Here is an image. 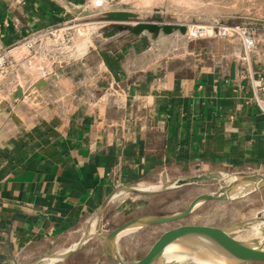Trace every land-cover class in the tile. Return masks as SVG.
I'll list each match as a JSON object with an SVG mask.
<instances>
[{"label": "crops", "instance_id": "obj_1", "mask_svg": "<svg viewBox=\"0 0 264 264\" xmlns=\"http://www.w3.org/2000/svg\"><path fill=\"white\" fill-rule=\"evenodd\" d=\"M120 1L0 0V49ZM241 3L225 22L256 26L246 59L236 38L188 41L176 31L116 32L85 41L80 53L70 40L9 49L0 79V264H114L94 235L68 255L42 258L139 215L110 225L128 192L98 212L117 186L162 173L264 170V0ZM127 236L117 251L138 259L147 248L132 258Z\"/></svg>", "mask_w": 264, "mask_h": 264}, {"label": "water", "instance_id": "obj_2", "mask_svg": "<svg viewBox=\"0 0 264 264\" xmlns=\"http://www.w3.org/2000/svg\"><path fill=\"white\" fill-rule=\"evenodd\" d=\"M134 13L124 10H113L106 12L103 16L110 22H123ZM154 21H138L127 27L131 34L149 32L152 37L159 33L169 34L177 31L185 33L184 24L162 22L158 14H154ZM102 37L114 35L118 28L112 26L109 29L102 28ZM37 86V85H36ZM19 88H17V93ZM219 180L220 184L213 190L195 195L186 206L175 212L166 214H139L127 219L112 229L100 228L92 234H84L72 247L57 255H45V258H58L68 255L76 250L89 237L94 235L102 242L103 253L109 257L114 264H198L195 260L168 261V254L173 249L187 248L189 252L201 254L203 259L209 258V253L221 262L227 264H241L244 262H264V209L257 211L253 216L224 226H210L203 224L181 223L169 227L158 234L152 241L145 253L135 260H128L122 257L116 248V241L121 236L134 232L146 226L171 223L190 215L196 208L208 200H232L242 197L256 189L264 187V170L237 174L229 171H205L194 174H184L167 179L164 173L160 175L156 184L149 188L138 185H121L115 187L99 205L98 212H101L108 201L119 193L129 192L138 195H151L164 190H170L179 186L197 183L207 180ZM256 224V232L259 235L250 239H237L232 235L233 231L241 230ZM203 246L208 252L202 253L197 249L198 245ZM34 264V263H33ZM215 264V263H212Z\"/></svg>", "mask_w": 264, "mask_h": 264}, {"label": "rangeland", "instance_id": "obj_3", "mask_svg": "<svg viewBox=\"0 0 264 264\" xmlns=\"http://www.w3.org/2000/svg\"><path fill=\"white\" fill-rule=\"evenodd\" d=\"M242 0H121L120 3L110 6V9H121L134 13L123 22H110L103 16L106 12L92 16L84 21L70 22V44L74 41V47L80 53L85 47V41L91 45L95 40L102 37V28L109 29L112 26L118 28L119 33L130 34L127 27L138 21H154V14L161 17L162 22L192 25L189 35L198 31L200 24L206 23L212 17L225 22L228 11L241 6ZM112 10V11H113ZM227 23V22H226ZM197 28V31H196ZM80 31V34L78 33ZM145 33L147 31H144ZM149 33V32H148ZM179 33V32H175ZM135 35V34H132ZM184 40L212 39L203 35L188 36L181 34ZM94 40V41H93ZM167 179H172L167 178ZM154 183H144L138 186H151ZM150 184V185H148ZM220 184L219 180H207L197 183L185 184L170 190H164L151 195H138L134 193L123 194V203L126 204L122 213L110 217V225L117 224L121 220L136 214H166L183 209L192 197L199 193L215 189ZM264 209V187L256 189L242 197L232 200H208L196 208L190 215L165 224L146 226L134 232L125 234L130 239L133 237L130 249L132 258L140 256L142 251L149 247L152 241L163 230L181 223L203 224L210 226H224L238 220L253 216L257 211ZM251 232V233H250ZM125 235L121 237H125ZM232 235L237 239H250L253 237V228L233 231ZM123 240V241H124ZM123 246V242L121 243ZM139 249V251H135ZM141 248V249H140ZM130 250V251H131ZM133 260V259H128Z\"/></svg>", "mask_w": 264, "mask_h": 264}, {"label": "built area", "instance_id": "obj_4", "mask_svg": "<svg viewBox=\"0 0 264 264\" xmlns=\"http://www.w3.org/2000/svg\"><path fill=\"white\" fill-rule=\"evenodd\" d=\"M118 0H88L89 5L112 4ZM70 27L71 24H63L47 28L43 31H38L30 34L24 38L23 41L17 46L7 49H0V79L3 77L5 68L9 57V49L23 48L32 49L39 42L50 40L58 45H67L70 40ZM192 25L186 26L185 33L188 36L203 35L206 37H221V38H236L241 43V59H246L249 53L255 46L254 35L256 33V26L247 23H226L218 18L212 17L206 23L200 24L199 31L194 35H189L188 31ZM264 30V29H263ZM262 111L264 112V104L258 100Z\"/></svg>", "mask_w": 264, "mask_h": 264}, {"label": "bare ground", "instance_id": "obj_5", "mask_svg": "<svg viewBox=\"0 0 264 264\" xmlns=\"http://www.w3.org/2000/svg\"><path fill=\"white\" fill-rule=\"evenodd\" d=\"M149 187H147V188H149ZM251 227L253 228V235L254 236L259 235V233L256 232V228H257L256 224L251 225ZM196 247H197V249H199V251H201L204 254H206L208 252V250H206L200 244L198 246H196ZM200 257H202L201 254L198 253V255H196V254H194V252L191 253V252H189V250L187 248L173 249L168 254V258L166 259V262L168 263V261H179V260H183L184 259L186 261L187 260H195V261L198 262V264H212V263H215V264H227V263L221 262L222 260L216 258L214 255H212L210 253H209V258H207V259H203V258H200Z\"/></svg>", "mask_w": 264, "mask_h": 264}]
</instances>
